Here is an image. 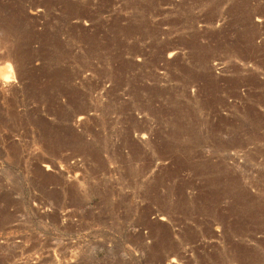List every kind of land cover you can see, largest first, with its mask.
<instances>
[{"label": "rangeland", "instance_id": "obj_1", "mask_svg": "<svg viewBox=\"0 0 264 264\" xmlns=\"http://www.w3.org/2000/svg\"><path fill=\"white\" fill-rule=\"evenodd\" d=\"M0 264H264V0H0Z\"/></svg>", "mask_w": 264, "mask_h": 264}, {"label": "bare ground", "instance_id": "obj_2", "mask_svg": "<svg viewBox=\"0 0 264 264\" xmlns=\"http://www.w3.org/2000/svg\"><path fill=\"white\" fill-rule=\"evenodd\" d=\"M221 219H223V217H222ZM223 220H224V219H223Z\"/></svg>", "mask_w": 264, "mask_h": 264}]
</instances>
